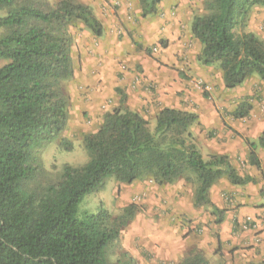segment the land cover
<instances>
[{"label":"trees","instance_id":"obj_1","mask_svg":"<svg viewBox=\"0 0 264 264\" xmlns=\"http://www.w3.org/2000/svg\"><path fill=\"white\" fill-rule=\"evenodd\" d=\"M161 2L139 0L141 16L156 15ZM263 6L264 0H206L205 12L193 18L191 32L202 44L197 58L205 66L220 63L227 89L254 75L264 83V40L245 30L255 8ZM77 23L97 37L104 33L92 7L81 0H0V28L5 29L0 58L7 60L0 66V264H109V249L139 210L131 203L116 217L100 204L97 212L79 215L84 198L104 190L109 178L127 185L143 179L165 185L190 172L197 182L194 206H212L216 223L224 221L225 209L213 203V186L223 177L232 185L256 183L227 155L204 158L190 131L196 113L164 107L152 129L122 96L119 107L104 113L98 130L84 134L85 164H64L58 180L38 191L28 186L45 170L42 151L70 121L65 82L75 74L71 27ZM252 108L245 99L231 115L243 119ZM244 141L249 162L261 170L264 131L257 141ZM60 146L71 151L74 142L63 136ZM181 264L211 263L193 249ZM246 264H264V259Z\"/></svg>","mask_w":264,"mask_h":264},{"label":"crops","instance_id":"obj_2","mask_svg":"<svg viewBox=\"0 0 264 264\" xmlns=\"http://www.w3.org/2000/svg\"><path fill=\"white\" fill-rule=\"evenodd\" d=\"M171 19L173 20L171 23L164 24L162 21H157L156 25L159 29L158 33L170 40L166 48L168 55L164 53L150 57L134 48L127 50L115 38L105 36L101 39V56L98 59L89 55L92 42L83 39L79 48L74 49L75 52H79L76 55L73 52L77 73L75 79L70 82V93L74 103L78 99L92 100L91 106L95 103L96 107L91 108L89 105L87 111H90L92 117L95 113L97 125L98 122L101 124L103 121L102 113L121 105L122 96L125 97L126 105L131 110L140 112L147 118L155 119L157 113L164 107L194 112L199 118L191 126L190 131L203 156L227 155L241 175L246 172L247 175L255 176L259 172L257 168L248 162L246 166L248 170L242 171L240 160L248 159L250 152L244 138L250 137L252 141H257L264 131V128H260L264 127V118H250L246 123L251 127L242 133L244 137L232 138V131L226 130L225 127L229 122L230 125L234 123L230 119L225 121L210 102V99H217L219 96H215L214 92L215 77L210 71L212 66L203 65L197 58L202 44L192 32L190 36L193 39L188 35L189 31L184 29V23L179 22L181 15ZM194 40L195 44L191 45L190 41ZM197 79L208 82L213 96H204L199 92V87L195 82ZM248 80L243 83V90L248 91L249 89L248 92H251V86L256 80L253 78ZM220 86H222L221 92L225 89L224 95L233 96L227 91L230 89L225 87L223 78H221ZM240 87L242 85L237 88ZM119 92L122 94L120 95ZM237 93L245 94L241 90ZM109 95L115 97L111 104L106 101ZM100 105H106V108L103 110ZM256 126L262 130L258 134H253V127ZM215 128L219 129L218 136L226 135L223 141H218V137L211 136L210 133ZM258 154L262 164L261 170L264 173V149L259 148ZM150 185L144 189L145 184L142 181L132 184L143 194L148 192L153 195V200L157 203L166 197L164 193L166 186L153 184L151 189ZM183 185L184 183L181 182V184L172 186L174 188L173 200L169 198L170 203L168 204H171L172 214L177 213V215L186 217L187 213L189 217L186 218L193 221L185 223L183 221L181 224L176 221L171 224L168 221L163 223L164 218H162L160 220L162 224L157 228L158 230L149 233V237H138L140 233L134 230V237L139 238L136 240L139 242L146 240L150 250L155 251L157 256H162L164 244L170 243L169 246L173 247L175 256H179L177 258L193 249H198L205 254L211 264H246L250 261L257 262L264 259V200L256 195L251 182L245 186L247 190L242 192L238 189L241 193L238 192L239 196L232 199L230 203H227L229 195L226 199L223 198L224 193L219 196V192L231 189L229 180L223 177L213 186L211 190L213 203L225 209L222 223L213 221L215 214L211 211L204 212V209L195 207L194 194L186 196ZM232 187V190H237L235 185ZM248 216L256 221L257 228L242 230L241 223ZM180 230L182 233H178Z\"/></svg>","mask_w":264,"mask_h":264},{"label":"rangeland","instance_id":"obj_3","mask_svg":"<svg viewBox=\"0 0 264 264\" xmlns=\"http://www.w3.org/2000/svg\"><path fill=\"white\" fill-rule=\"evenodd\" d=\"M50 1L56 2L58 0ZM81 1L89 4L92 7L97 17L103 23L104 33L102 36L97 37L82 23L73 25L71 27V32L73 33L75 39L73 52L75 53V55L77 52H79H75L74 49L79 48V45L81 44V41L83 39L89 40L90 42H92L91 48L89 49V55H93V57H97L99 59L102 49L101 39H103L105 36L115 38L119 43H121V45L125 46L127 50H132L134 48L137 51H143L147 56L150 57H154L158 54L162 55L164 53H167L168 55L166 48H168L167 46L170 40L158 33L159 29L158 27H156L157 21H162L164 24H168L173 21L171 19L172 17H178L179 15H181V20L179 22L184 23L185 28L183 26L182 27L189 31L188 35L190 36L193 18L196 15L203 14L205 12L206 0H162L158 13L156 15H149L146 18H143L141 16L139 0ZM186 25L188 26L186 27ZM245 30L254 31L264 40V6L255 8L249 25ZM237 31L241 32L242 30L237 29ZM4 32L5 29L0 28V36L4 34ZM191 39L193 38L191 37ZM164 43H166V45ZM190 44H195V40L193 42L190 41ZM94 53H96V55H94ZM72 57L74 62L75 74L71 80L65 82V91L70 97V121L66 131L60 138H62L63 136L69 137L74 142V148L71 151L65 150L60 146L59 138L42 151L41 159L43 161L45 170L36 175L35 179L31 180L28 183V186L36 189V191H38L37 189L42 188L48 182L57 181L64 164L69 163L74 166H81L88 161V154L83 145L84 134L97 131L101 125L99 124V122L98 125L96 124L95 113L92 117L90 115V111H87V108L91 106L90 102H93L92 100L81 101V99H78V101H75V103L73 101L70 93V82L75 79L77 72L75 66L76 60L74 59L73 53ZM5 62H7V60L0 58V66L4 65ZM166 64L169 66L168 63ZM210 71L215 77L213 84L215 96H219L217 97V99H210L211 104H213L217 108V111L221 114V117L225 119V121L226 119H230V121L234 123V125H230L229 122L225 127L226 130L232 131V138H237L238 136L244 137L242 133H245L251 127L248 123H246L250 118H264V83L261 80L257 79L259 78L258 76L254 75L251 78L256 81L251 86V92H248L249 89L248 91L243 90L242 84V87L240 88L236 87L235 89H230L231 91L227 90L230 94H233V96L228 97L227 94H223L225 89H223V91L221 92L222 86H220V83L223 76L220 68V63L212 65ZM251 78H249V80H251ZM197 81L198 79L195 82L198 85L199 92L201 94H203L204 96H213V94H211L212 90L208 86V82L200 80V83L198 84ZM245 87L247 86L245 85ZM239 90H241L245 94L239 95V93H237V91ZM119 94L121 95L122 93L119 92ZM245 99H249V101L253 105L250 115L243 119H233L231 117L232 111L238 106L241 101ZM114 100L115 97L109 95L106 101L107 103L111 104V101ZM105 106L102 105L101 109L104 110L106 108ZM92 107H96L95 103L92 104L91 108ZM114 107L111 108V110L114 109ZM104 113L101 114L102 117ZM148 119L150 121V127L154 129L156 125L155 119ZM260 128L263 129L264 127ZM262 129H259V126L253 127V134H258ZM210 134L213 137H218V141H223L226 136H218V128L213 129ZM248 138L251 139L250 137ZM210 156L211 154L204 156V158L209 159ZM248 159H243L242 161L240 160V169L242 171L248 170L246 167L249 162ZM258 171V174L254 176L256 178V183H251L253 184L256 195L264 200V173L262 170ZM243 175H247V173L244 172ZM188 177H190V179H187ZM142 182L145 184L144 189H146L150 184L151 185L149 188L152 189L153 184L155 185V183L151 179H143ZM181 182L184 183L183 186L185 187L186 196H191L192 194H194L197 187V182L195 175L189 172L172 184L161 185L163 187L166 186V188H164L166 197H164L163 200L158 203L153 200V195L148 194V192H145V194H143L142 191L137 190L136 186L133 187L132 185L117 183L114 178L108 179V185L104 190L89 194L84 198L79 206V215L83 214V212L85 211L97 212L100 204H103L114 216L119 217L124 213V208L127 205L136 203L139 206V210L136 213L135 218L123 228L119 239L109 249V264H181L182 260L190 252L184 253L180 258H177L179 256H175L172 250L173 247L169 246L170 243H168L164 244L163 255L157 256L155 251L150 250V246L148 245L149 243H147L146 240H142L139 242L138 240H136L139 238H137V236L134 237V230H137L138 233H140V236L138 237H149V233H153L158 230L157 228H159V226L162 224V222H160L162 218H164L163 223L168 221L171 224L176 223V221H178V224L183 223V221L184 223L193 221L189 218H186L189 217L187 213L185 214L186 217L177 215V213L172 214L171 204H168L170 203L169 198L173 200L174 188H172V186L181 184ZM259 183L261 184L258 185ZM246 185H235V188L237 190H232L233 187L230 183L231 189H226L222 192H219V196L224 193L223 198L226 199V197L229 195V197H227V203H230L232 199H235L236 196H239L237 195L238 192L241 193V191L243 192L247 190L245 189ZM238 189L241 191H239ZM199 208L201 210L204 209V212L211 211L213 213V207L210 205ZM217 218L218 215H215V218L213 219L215 223ZM251 219L253 218L251 217ZM213 221H211V223ZM254 228L257 227H253L252 229ZM242 230L245 229L242 227ZM178 233H182V231L180 230L178 231ZM156 245H158V243H156Z\"/></svg>","mask_w":264,"mask_h":264},{"label":"built area","instance_id":"obj_4","mask_svg":"<svg viewBox=\"0 0 264 264\" xmlns=\"http://www.w3.org/2000/svg\"><path fill=\"white\" fill-rule=\"evenodd\" d=\"M197 83H200V80L197 81ZM257 227V223H255V221L253 219H251V217H247L244 221H242L241 226L245 229H252L253 227Z\"/></svg>","mask_w":264,"mask_h":264}]
</instances>
